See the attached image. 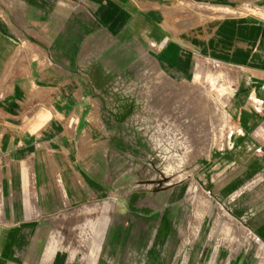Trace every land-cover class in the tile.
<instances>
[{
	"label": "crops",
	"instance_id": "0c3cea01",
	"mask_svg": "<svg viewBox=\"0 0 264 264\" xmlns=\"http://www.w3.org/2000/svg\"><path fill=\"white\" fill-rule=\"evenodd\" d=\"M203 61L233 86L222 197L264 215V0H0V264H78L40 236L114 195L115 137L132 112L116 79L151 63L185 84Z\"/></svg>",
	"mask_w": 264,
	"mask_h": 264
},
{
	"label": "rangeland",
	"instance_id": "374dc122",
	"mask_svg": "<svg viewBox=\"0 0 264 264\" xmlns=\"http://www.w3.org/2000/svg\"><path fill=\"white\" fill-rule=\"evenodd\" d=\"M195 74L182 84L148 63L116 79L132 112L115 137L114 195L60 216L43 241L78 264H264L253 237L264 215L235 212V202L253 200L226 202L216 165L230 129L231 75L206 61Z\"/></svg>",
	"mask_w": 264,
	"mask_h": 264
},
{
	"label": "built area",
	"instance_id": "2783aa9c",
	"mask_svg": "<svg viewBox=\"0 0 264 264\" xmlns=\"http://www.w3.org/2000/svg\"><path fill=\"white\" fill-rule=\"evenodd\" d=\"M253 237H254L255 241H257V242H261L260 237L257 236L256 234H253Z\"/></svg>",
	"mask_w": 264,
	"mask_h": 264
}]
</instances>
